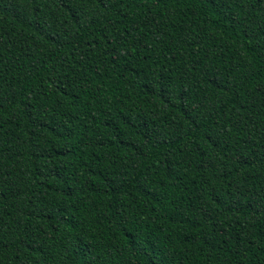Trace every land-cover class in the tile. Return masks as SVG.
Returning <instances> with one entry per match:
<instances>
[{"label":"trees","instance_id":"obj_1","mask_svg":"<svg viewBox=\"0 0 264 264\" xmlns=\"http://www.w3.org/2000/svg\"><path fill=\"white\" fill-rule=\"evenodd\" d=\"M0 264H264V0H0Z\"/></svg>","mask_w":264,"mask_h":264}]
</instances>
